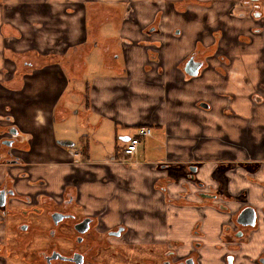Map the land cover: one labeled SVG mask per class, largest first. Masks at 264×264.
<instances>
[{
	"label": "crops",
	"instance_id": "obj_1",
	"mask_svg": "<svg viewBox=\"0 0 264 264\" xmlns=\"http://www.w3.org/2000/svg\"><path fill=\"white\" fill-rule=\"evenodd\" d=\"M159 13L164 16L155 23ZM218 21L227 25L221 43L229 61L222 71L220 60L211 59V66L187 78L185 59L195 48L210 47ZM255 24L252 6L243 0H0V183L9 173L26 171L31 181L42 177L60 191L72 156L63 143L76 135L87 147L86 169L104 171L95 163L108 160L110 173L116 166L133 186L132 192H116L109 203L128 209L125 217L137 242L171 244L198 264H226L229 255L234 264H259L264 162L260 173L241 168L228 185L223 183L231 162L243 157L237 143H260L264 128V39L250 31ZM97 47L104 55L89 63L87 56ZM13 123L32 140L23 152L27 169L1 160L2 130ZM142 125L152 129V136L139 137L137 155L142 146L146 158H137L134 168L113 160L136 134L130 132ZM200 133L207 139L194 146ZM191 148L206 160L178 176L183 164L186 170L190 165L185 155ZM99 151L103 161H93ZM171 151L182 153L174 166L163 163L172 158ZM111 182L105 189L85 183L82 199L105 206ZM17 186L34 190L26 177L18 178ZM242 188L246 191L236 195ZM243 202L256 209L255 225L244 228L243 236L232 230L225 236L228 214L213 205L236 209Z\"/></svg>",
	"mask_w": 264,
	"mask_h": 264
},
{
	"label": "flooded vegetation",
	"instance_id": "obj_2",
	"mask_svg": "<svg viewBox=\"0 0 264 264\" xmlns=\"http://www.w3.org/2000/svg\"><path fill=\"white\" fill-rule=\"evenodd\" d=\"M245 1L252 6L256 20V24L251 27L250 31L259 34L264 39V0ZM162 16H164L163 13H159L155 23H159ZM211 33L214 38L210 47L202 49L197 46L198 48H195L185 59V65L190 58H193V60L201 62L200 72L203 68L211 66V59H217L221 63L219 68L224 70L222 63L229 61V55H227L226 46H223L221 41L227 38V25L224 21H218L212 27ZM83 48L86 49L85 46ZM261 50L264 61V43ZM156 52L154 55L157 57ZM184 72L185 75L187 74V78L199 74L198 72L195 76L189 75L185 71V66ZM261 80V88H264V67L261 71ZM260 99L262 101V98ZM200 102V105H206L204 101ZM7 119L12 120L10 117ZM2 133L1 148L4 152H1V160L5 161L8 166L20 165L23 168H29L28 156L23 152L30 149L31 137L21 135L14 123L6 126ZM125 145L119 149L118 155L115 154L113 160L126 166H135L122 152ZM237 145L241 146L238 143ZM63 146L70 147L76 152L68 161L71 171L66 175L65 183L60 191L56 192L50 188L49 181L42 177L31 181V175L29 177V173L26 171L16 176L9 173L7 176L9 180L0 183V264H116L118 257L124 255L128 262H132L131 260L135 259L123 253L124 248L111 245L112 239H123L128 231L127 224L124 221H119L114 227H107L103 221L98 220L101 215L103 218L104 212L100 210L93 214L88 213L86 203L81 200L83 194L78 183L81 181V177L84 178V173L80 171L76 174V167L78 170L81 164L89 163L86 145L82 142L75 143L73 140H68L63 143ZM135 157L134 159L138 163ZM107 162L108 160L104 161V163ZM196 163L188 165V175L191 173L192 167H196L194 165ZM185 174L186 171L182 170L178 176ZM21 177H26L28 185L34 190L20 191L17 182ZM223 205V203L213 205L219 212L228 214L230 222L223 224V233L228 236L229 231L232 230L237 237L243 236V229L251 226L240 224L237 218L244 208L252 205L243 202L236 209H227ZM132 241H134V237ZM137 245L149 244L138 242L133 246ZM229 256L233 258L232 255ZM188 258L193 259V264L199 263L198 259L192 255H178L175 247L171 244L161 245L157 256L149 255V258L145 256L143 264H185ZM227 258L228 256L225 257L226 264H228ZM263 258L264 255L259 257L256 263L264 264L261 261ZM137 264L142 263L137 261Z\"/></svg>",
	"mask_w": 264,
	"mask_h": 264
},
{
	"label": "rangeland",
	"instance_id": "obj_3",
	"mask_svg": "<svg viewBox=\"0 0 264 264\" xmlns=\"http://www.w3.org/2000/svg\"><path fill=\"white\" fill-rule=\"evenodd\" d=\"M80 1H77V3ZM243 2H246L245 0H243ZM188 1L185 2L183 5L184 7H186ZM172 4H177V2H173ZM249 4V3H247ZM171 5V3H168V7H163L164 11L167 12V10L170 8L169 6ZM182 5V6H183ZM250 5V4H249ZM251 6V5H250ZM170 10V9H169ZM92 15H89V19ZM90 22V20H89ZM228 22V21H227ZM117 50V49H115ZM104 55V50L102 47H97L94 49V51L92 53L89 54V56H87V61H89L91 59H95L98 60L101 57H103ZM92 66V65H91ZM86 74H90V69L88 70V72ZM77 87H79V85H77ZM263 100V104H264V96L262 98ZM103 126H108L106 124H103ZM262 136L259 139L260 143H253V144H248L249 147H247L246 143H241V146H237L242 148L243 150V157L240 159L235 158L234 161L231 162L232 166H230L229 168H227L226 170V174H225V181L223 182L224 185L225 182L227 183V185L234 179V175L237 174L239 172V170L241 168H247L250 169L249 171L251 173L253 172H259V169L262 166V163L264 162V128H262ZM204 133V131H201ZM136 133V131H131L130 134ZM203 133H200L198 135H196L195 138V143L194 146H198L201 145L202 142L206 141L207 137H204ZM75 138H77L76 135H73ZM207 136V134H206ZM72 137V135H71ZM73 139V141L76 143L77 139ZM250 135H248V140H250ZM204 139V140H203ZM203 140V141H202ZM221 140V139H220ZM219 139L217 141H220ZM252 140V139H251ZM118 142V141H117ZM112 145H114V140H112L110 142ZM110 144V145H111ZM124 144L123 141H120L119 143V147L122 146ZM240 144V143H238ZM155 146V144L153 145ZM148 149L150 150V144L147 145ZM235 147L237 150H232V153H235L237 155L238 150H240L239 148ZM112 149V148H111ZM144 149L141 146L140 149V155L136 156L135 158H139L141 160L146 158V155L144 154ZM147 151V150H146ZM76 150H71V154L75 153ZM148 152V151H147ZM257 152H260V154H258ZM152 156H155L154 154L156 153V151H154L153 153L150 152ZM172 156H168V157H172L169 161H167L169 163L170 166H174L171 163H174V159H177L176 161H180V158L182 153H180L181 155H178V153H175L172 151L170 152ZM186 153V150H185ZM190 153V154H188ZM176 154V155H174ZM111 157L113 156L112 153L110 154ZM185 155V154H183ZM259 155L261 157H259ZM186 162L185 163H195L196 161H205V158H201L197 155V153L192 151V148L190 151L187 150L186 153ZM104 159V154L102 152L99 151V153L97 155H95L93 157V161H103ZM76 161H80V160H76ZM99 163V162H97ZM261 164V165H260ZM101 166V165H105L104 167V171H97L95 169H86L85 168V164H81V167L77 170L76 167V174L79 173L80 171H82L84 173V178L81 177V181H79V186L80 188L83 186L84 188V184L85 183H89L91 184V188H104L103 185H107L110 183V180H112V191H111V197L107 199V203L105 204V206L102 207V205H100L99 203H95L93 201H85V193L83 194L84 197L83 199L81 198V200H84L86 203L91 202L92 205H86V211L88 213H95V212H100L99 209L97 208H102L101 211L102 212H108L106 216H104L103 214V218H101V216L98 218V220L101 222L103 221L105 223V225L109 228L114 227L115 225H117L119 223V221H124L127 224L128 227V231L127 233L124 235L123 239H112L111 245H113L114 247H120V248H124L123 253L133 257L135 260H131L132 262H128L126 259V256H119L118 260L115 262L116 264H137V261H140V263L143 264V262H145V256L146 258H149V255L156 257L158 254V251L161 249V246L158 247H153L150 245H145V246H133L134 243H138L137 241H132L133 237L135 236V231L133 229V226H131V224L129 223V220L127 218V216L125 217V213H127L128 209L126 207H124L123 209L117 210L116 207L113 206V204H111V202L109 203L110 199L112 200L113 197H115V195L119 192V191H130L132 192L134 190L133 186L131 185V183H129V180L127 178H125V176H123L122 172L120 170L116 169V166H113L112 172L113 174L110 173L109 168L112 167L111 165L107 164V163H100V164H95V166ZM185 168L186 173V164L182 165ZM109 167V168H108ZM126 167H130V168H134V166H126ZM106 173V174H105ZM260 173V172H259ZM69 174V173H68ZM67 174V175H68ZM104 174V175H103ZM186 175V174H185ZM114 190V191H113ZM246 190L239 189L235 194H243ZM94 192V191H92ZM117 192V193H116ZM99 194V193H97ZM229 194V193H228ZM230 195V194H229ZM243 200V199H239L238 201ZM129 241V242H128Z\"/></svg>",
	"mask_w": 264,
	"mask_h": 264
},
{
	"label": "water",
	"instance_id": "obj_4",
	"mask_svg": "<svg viewBox=\"0 0 264 264\" xmlns=\"http://www.w3.org/2000/svg\"><path fill=\"white\" fill-rule=\"evenodd\" d=\"M201 66V62L193 60V58H190L187 64L185 65V71L191 75L195 76L198 74L199 69ZM192 170H196V167H192ZM256 211L255 208L252 206H247L244 208L238 215V222L244 226H254L256 221ZM241 234V232H240ZM228 264H233V258L231 256H228ZM261 261L264 263V258L261 259ZM188 262V263H187ZM193 259L188 258L186 260L185 264H193Z\"/></svg>",
	"mask_w": 264,
	"mask_h": 264
},
{
	"label": "built area",
	"instance_id": "obj_5",
	"mask_svg": "<svg viewBox=\"0 0 264 264\" xmlns=\"http://www.w3.org/2000/svg\"><path fill=\"white\" fill-rule=\"evenodd\" d=\"M152 129L149 126H140L137 128L135 135L131 136L126 143L125 147L122 149L124 156L128 157V160L131 164H137V161L134 159L135 155L138 153L139 143L141 136H151Z\"/></svg>",
	"mask_w": 264,
	"mask_h": 264
}]
</instances>
